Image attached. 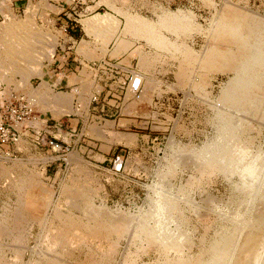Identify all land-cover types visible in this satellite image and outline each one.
Wrapping results in <instances>:
<instances>
[{
    "label": "rangeland",
    "instance_id": "rangeland-1",
    "mask_svg": "<svg viewBox=\"0 0 264 264\" xmlns=\"http://www.w3.org/2000/svg\"><path fill=\"white\" fill-rule=\"evenodd\" d=\"M14 1H0V34L29 28L40 34V41L45 38L39 41V49L49 52L53 43L54 52L47 58L44 51L38 50L42 54H35L37 60L26 77L9 71L7 62L9 72L3 68L6 81L0 82L26 97L31 95L36 102V97L27 91V87L37 88L43 81L40 74L34 73L35 66V71L45 73L52 94L72 98L74 111L55 117L50 97L45 98V103L38 100L39 108L47 107L45 110L35 105L38 101L33 102L37 114L19 125L21 131L29 134L27 125L39 131L45 120L53 118L64 122L61 133L55 134L65 142L54 138L64 144L62 149L55 146L59 150L55 151L49 143L41 142L42 134L38 138L24 135L20 141L23 144L17 145L20 152H13V156L0 153V212L6 210L4 205L12 208L16 204L17 195L9 191L10 183H16L24 170L31 169L44 182L41 185L48 186V210L51 205L57 206L62 216L73 214L86 220L80 208L89 199L101 210L99 213L104 210L105 216L107 211V218L118 216L119 221L127 222V231L118 240L111 264H124L129 252L136 253L135 264H156L162 247L174 252L173 246L181 255L203 261L199 264H264V0H22L24 5L19 10L14 9ZM170 12L186 18L193 16L190 21L200 27L192 25V30L199 28L200 32L190 29V33L177 39V34L165 31L158 23L159 16ZM98 14L109 20L106 26L110 28L102 29L111 31L114 27L112 37L103 32L96 35L86 25V19ZM128 14L156 21L160 33L169 36V42L172 40L181 50L159 49L145 37L127 33L124 16ZM207 26L213 34L207 33ZM46 41L50 45H43ZM178 42L194 49L190 48L196 57L193 67L184 64L181 52L185 47ZM1 44L0 50H5ZM142 54H148L152 62L148 68L140 66ZM179 61L185 66H180ZM94 63L95 69L91 66ZM121 63L125 68L117 69ZM65 65L74 71L66 72L72 73L68 78L71 88L58 85L64 72L55 81L54 73L59 70L54 68ZM180 67L184 68L183 74ZM128 69H136L143 81L137 95L125 96L117 89L115 81L127 77ZM101 90L100 101L92 103ZM104 124L110 130L101 129ZM126 135L132 136V142L126 141ZM117 154L123 158L120 170L114 169ZM72 156H77L80 166ZM3 169L10 175H2ZM9 177L14 178L10 181ZM66 186L82 187L84 195L77 205L80 208L68 204L63 193ZM50 213L48 222L39 219L31 228L30 246L42 244L47 227L60 222ZM18 234L12 226L9 237L1 239L2 255L10 264H18ZM100 242L107 244V240ZM96 247L93 244L94 251L99 252L100 247ZM86 251H75L63 258L67 264L70 259L71 264H92ZM28 252L21 264L29 262Z\"/></svg>",
    "mask_w": 264,
    "mask_h": 264
},
{
    "label": "bare ground",
    "instance_id": "bare-ground-1",
    "mask_svg": "<svg viewBox=\"0 0 264 264\" xmlns=\"http://www.w3.org/2000/svg\"><path fill=\"white\" fill-rule=\"evenodd\" d=\"M120 6H121V4H120ZM155 7H156V5H155ZM119 10L121 11V9H119ZM178 11H180V9ZM130 12H131V10H130ZM189 12H190V10H189ZM172 13L173 14H171V12H170V14L164 13L163 16H159L160 19H161V21L158 22V23H159V25H161L160 27L166 28L165 31H169V32H171V33H173L175 35L177 34L176 38L179 37V35H181V34H182V36H185L184 34L186 32H188L190 29H191V32H192L194 30V29L192 30V28H195L193 26H197L199 24V23H196L197 25L195 23H194L195 25L192 24L193 21L191 22L190 19L192 20V18H194L193 16H192V18H186V17H182V16H179V15H176V14H174V12H172ZM179 13H182V12L180 11ZM98 15H100V16H95V17L92 16L91 18L86 19V21H85L87 23L86 25H88L90 29L93 28L92 30L95 31L96 35H99V33L103 32L104 35L105 34H108L109 38L112 37L113 34H114V31H113L114 27H113V29L111 31H109L107 29V28H110V27H107L108 26L107 24L109 23V20H108L107 16H104L103 14L102 15L101 14H98ZM183 15H185V13ZM124 17H127L126 18L127 23H125L126 24V27L125 28H127V33L128 32L131 33L130 35H135V36L143 37V38L145 37L147 41L151 42V44L153 43L155 46H157V48L160 47L159 49L163 48V50L164 49H167V51H170L169 49L172 47V49L173 50L175 49V51H177V49H178V51L181 50V49H179V47L177 45H176L177 47L174 45V42L172 44V40H171V42H169V39H167V37H169V36L165 37V35L163 36V34L160 33L161 32L160 31L161 28L160 29H157L159 26L156 28V24H158L156 21H155L156 22V24H155V22H152L153 20L152 21L151 20L149 21V19H146L143 16L141 17L140 15L138 16L137 14L136 15H134V14H128L127 16L125 15ZM154 19H155V17H154ZM117 20L119 21V19H117ZM194 22H196V21L194 20ZM111 24H114V22L113 23L111 22ZM105 26L107 27V28H105L106 30L105 29H102ZM110 26H114V25H110ZM208 26H209V24H208ZM208 26H207V29H208ZM115 28H116V26H115ZM196 28H198V27H196ZM212 28H213V26H212ZM198 29H197V31H198ZM200 30L198 32H200ZM211 30L213 31V29H208L207 30V33H209L210 35L212 33ZM125 31H126V29L124 30V32ZM194 31H196V29ZM89 32H91V30ZM189 33H190V31H189ZM209 34H208V38L210 36ZM93 36H95V35H93ZM106 38H108V37H106ZM106 38H104V39H106ZM40 39H41L40 38V34L38 35L35 31H29V28H24V27L22 29H16L14 31L7 30L4 34H0V43H2L4 45V47H6L5 50L4 49L3 50L2 49L0 50V81L1 82L6 79V75L7 74L4 72V70H6V63L7 62L9 63L8 64L9 71H11V70H12V72L15 71V73L16 72L17 73H20V74L24 75V77H26V75H28V74H31V72H32V63L35 64L34 61L37 60L35 54L40 53L41 51H44L43 48H42V50H41V48L40 49L38 48V44H39ZM43 39L45 40V38H43ZM43 39H42V41H43ZM101 39L103 40V38H101ZM42 41H40V42H42ZM47 42L48 41L44 42L43 45H48V44L50 45V43L45 44ZM49 42H51V41L49 40ZM51 44L53 46V43H51ZM120 44H118V45H120ZM175 44H177V43L175 42ZM40 45H41V43H40ZM154 45H152V46H154ZM181 45L179 43V46H181ZM52 46H50L51 52H50V50H49V52H48V50H47V52H45V51L43 52V53H45V54H43L45 57H47V58L52 57V54L54 52V50H52L53 49ZM122 46H124V45L121 44V48H122ZM174 46L176 48H173ZM182 46L185 47L186 45L183 44ZM4 47L2 46V48H4ZM44 47H47V46H44ZM47 48H49V47H47ZM47 48H44V49H47ZM123 48H125V46ZM126 48H128V47H126ZM180 48H182V47H180ZM190 48L189 47L188 48L185 47V50L182 48L184 50V52L182 51L183 53L181 52V54L182 55H185V57H182L183 58L182 60H183L184 64L186 65V67H190L191 68V67H193V62L196 60V57H195V53L192 52L194 49L191 48V49H193V50H191ZM38 50L40 52H37ZM88 51H89V49H88ZM175 51H173V52H175ZM40 54H42V53H40ZM86 54H88V53H86ZM94 54H96V53H94ZM146 55L145 54H142L141 55V61H140V66L142 65L144 68H148L149 66H151L150 63H152L148 59V54H146ZM176 56H175V59L178 57V56L177 57ZM155 58L153 57L151 60H153V59L154 60H158L159 59V58H156V59ZM205 60H207V59H205ZM154 62H156V61H154ZM178 63H180V61ZM180 66L184 67L183 65H181V63H180ZM205 66H206V64H205ZM33 67H34L33 68L34 69V73L37 72V74H40L39 76L43 77V81H42V83L40 85H38L37 88H30V86L28 85L29 87H27L28 88L27 91L30 92V94H32V96L34 95V98L36 97V100L37 101L39 100L40 102H43L45 100V98L50 97L49 100L51 99V101L54 102V104H55V107H54L55 110H52L53 107H52V109L50 108L51 111H53L52 115H54L55 117H58L60 115H63L65 112L70 111V110H71V112L74 111V110H72V98H70V96H67L66 94H61V93L52 94L51 93L52 91L50 90L51 89V86H50L51 84H50V82L48 80H46L45 73H42L39 69H37L39 71H35L36 68H35V66H33ZM3 68H4V70H3ZM180 69H181V67H180ZM180 69L178 71H180ZM157 70H158V68H157ZM182 70H184V68H182L181 71ZM7 71L8 70H6V72ZM185 72H186V70H185ZM183 73H184V71H182L181 74H183ZM141 74L142 73H140V75ZM200 80H202L201 82H203V79H200ZM201 82H199V83H201ZM196 84H194V85L195 86H199V85L202 86L203 85L202 83H201L202 85L201 84H199V85L197 84L196 85ZM199 87H198V89H200ZM30 96H29V98H30ZM143 98L145 99V96ZM32 99H33V97H32ZM39 101H38L39 104H37L36 102L33 101L34 104L36 103L35 105H38V108H39V105H40V102ZM52 102H50L51 103L50 106H52V104H53ZM43 103H45V102H43ZM47 104H48V101H47ZM54 104H53V106H54ZM86 104L88 106V102ZM42 105L43 104H41V106ZM40 108H42V107H40ZM45 109H47V107ZM45 109H43V110H45ZM18 125H20V124H18ZM103 128L105 130L106 129H109V127H107L105 124L101 127V129H103ZM61 131H63V130H61ZM99 131L101 132V130H99ZM59 133H61L60 130H59ZM63 136H65V135H63ZM126 136H125L126 141H131L132 142V136H129V135H126ZM21 144H23V143H21ZM23 146H20V148L23 147ZM179 149H180V146H179ZM184 149H186V148H184ZM76 157L72 156L71 159L74 160L73 162L75 164H79L78 161L76 160L77 159ZM46 160H48V159H46ZM2 165H3V163H2ZM12 165H11V167H12ZM79 166H80V164H79ZM23 167H24V165H23ZM81 167H83V166L81 165ZM0 168H1V166H0ZM79 169L82 170V169H85V168H79ZM79 169L76 170V171L77 172L80 171ZM1 171H2V175H5L6 177L8 175H10L9 174V171L7 169H3ZM24 171L25 172H23L22 174L19 175L18 179L15 177L17 179L16 180V183H13V182L10 183V189H9V191H13V192L16 193V194L15 193L14 194L17 195L16 204H13L14 206L12 208H10L8 206L5 207V205H4L3 207H4V209L6 208V210H2L3 211L2 213L0 212V264H10L11 263V261L8 262L5 259V257L2 255V252H1L2 249H1V247H2L3 244H2L1 239H2V237L4 235L8 236L11 233L12 226L19 231L18 236L15 235V236H17V239L16 238H12V239H16L17 240V244L16 245L13 244L14 242L11 243V244H13V246L14 245L16 246V248H15V252H16L15 253L16 254L15 260H16V262L18 264H21L22 260L25 259L23 257V255H24L25 252L27 253V251L30 252L31 258H29L30 260L28 259L29 262H27V263L25 262L26 264H67V261H65L64 258H63L64 255H66V256L67 255H71L72 256L73 254L76 253L75 251H77V252H84L85 250H87L86 253L89 256L88 257V260H89L88 262H90L92 264H111L112 258H113L114 254L116 252L117 244L119 243L118 240H120L121 237L127 231V225H128V224H126L127 222L125 221L126 223H123L124 221H119V219H117L118 216L117 217H114V216H111L110 215L107 218V216H106L107 215L106 214L107 211L105 212V216H106L105 217L104 216V213H103L104 212L103 208H102L103 212L99 213L98 210H100V209L97 210L94 207L96 205L95 204H92L91 203L92 201L89 202V199H88V202H85V206L82 205L81 208H80V206H77L79 204L78 203V201H79L78 199L81 198L84 195L83 194L82 187L80 188L79 186L68 187V186H70V185H68V186H66V188H64L63 193L66 194V197L65 198H67V202H68L69 205H72L74 207L77 206V208L78 207L80 208V211L81 210L83 211L84 217L85 216L87 217L86 220L79 218L78 217L79 215L78 216L77 215L73 216V214L72 215L71 214H69V215L68 214L67 215L65 214V216H62L63 211H61L60 209H58L57 206L51 205L50 210H48V208L50 206V204H48V199L50 197L48 196L49 195L48 192L45 190V188H48V186L44 188V185L43 186L41 185L44 182L41 183L38 180V178H39L38 176L39 175L37 176V172H35V171L31 170V169L29 171H26V170H24ZM12 172H11V174H12ZM39 172L40 171H38V173ZM17 173H20V171H18ZM9 178H11V177H9ZM12 178H14V177H12ZM12 178H11L10 181H12ZM7 180H8V178H6V181ZM75 182H76V180H75ZM83 182H85V181H83ZM6 187H8V186H6ZM89 197H90V195H89ZM90 198H92V197H90ZM83 199H85V198H83ZM64 202L67 203L66 202V199H65ZM83 202H84V200H83ZM6 204H8V203H6ZM59 204H61V203H59ZM60 208H62V206ZM69 208H71V207H69ZM47 210H48V212H47ZM72 210H73V208H72ZM49 211L51 213H54V217L57 218V219H59L60 222L58 223V225H54V224L52 225V224H50V226L47 227V230H46L45 235H42L43 237L45 236L44 242L43 243L41 242L42 244L38 243V244H35V246H33V247L30 246L28 244V239H29V236L28 235L30 234L31 228L33 227V225L35 224V222L38 221L39 219L45 221L47 219L49 213H50ZM74 213H76V212H74ZM109 213H110V211H109ZM112 213L113 212H111L110 214H112ZM116 214H114V215H116ZM119 218H120V220L122 219L121 217H119ZM49 220H50V218H49ZM46 221H45V223H46ZM41 225H42V223H41ZM41 225H40V228L43 226V225L42 226ZM41 232H44V231L41 230ZM42 238H41V240H42ZM38 240H40V239H38ZM96 240H98L97 242H99V243H94ZM102 240H107V244L106 245L102 244V242H100ZM93 244H96V246L98 248L100 247L99 248L100 249L99 252L98 251H94L95 250L94 249L95 247L93 248ZM6 245H10V244L6 243ZM152 246H154V244ZM140 247L142 248V246H140ZM168 247L170 248V246H168ZM173 247L175 248V246H173ZM98 248H97V250H98ZM162 248L165 249V247H162ZM174 248H172L174 250V252L173 251H167V250L164 251L162 249L163 251L161 250V252H160L161 254L158 257V260H157V263L156 264H199V261L200 260H198L197 258L196 259H192L190 256H186L187 254H184V256H183V255H181L179 253V251H175ZM157 251H159V250H157ZM135 254H133V252H129L125 256L124 264H135L136 263V256H135ZM84 255H85V253H84ZM11 258H13V257L11 256ZM114 258H116V257H114ZM82 260H84V259H82ZM73 261L74 260H72V262ZM77 261H79V260H77ZM77 261H75V262H77ZM12 262H13V259H12ZM68 262H69V264H71V259L68 260ZM201 262H203V261H200V263ZM112 264H114V263H112Z\"/></svg>",
    "mask_w": 264,
    "mask_h": 264
},
{
    "label": "built area",
    "instance_id": "built-area-1",
    "mask_svg": "<svg viewBox=\"0 0 264 264\" xmlns=\"http://www.w3.org/2000/svg\"><path fill=\"white\" fill-rule=\"evenodd\" d=\"M104 62L103 64L106 65ZM91 66L95 69L97 65L94 63L91 64ZM116 68L121 69L124 67L121 63L117 64ZM127 72V77L118 78L115 81L117 83V89H119L120 93L125 92V96L127 94L137 95L142 91L143 81L137 75L139 72L136 69H128ZM102 92L103 90L93 97L92 103H98L100 101V95ZM77 101L78 100L76 99L75 103H77ZM34 111L32 99L26 97L24 93H17V91L11 88L8 89L5 83L0 82V153L13 156V152H20L17 149V145L24 135H27L28 138H38L39 135L42 134L41 142L49 143L55 151H59L55 146H59V148L62 149L64 144L54 139L57 138L58 140L65 142L61 136L55 134L56 131H59L60 128L63 127L64 122L62 121L52 118L51 120H45V126L39 131L32 125H27L25 127L29 134H25L21 131L18 124H21L20 126H22L23 121L37 114ZM113 162L114 169L120 170L123 164L122 155L117 154L114 156Z\"/></svg>",
    "mask_w": 264,
    "mask_h": 264
},
{
    "label": "crops",
    "instance_id": "crops-1",
    "mask_svg": "<svg viewBox=\"0 0 264 264\" xmlns=\"http://www.w3.org/2000/svg\"><path fill=\"white\" fill-rule=\"evenodd\" d=\"M23 5H24V1H22V0H15L14 1V4H13L15 10L21 9L23 7ZM57 68H58L59 71L56 70ZM67 70H71L72 73L74 72L72 68H68V65H65L63 67L57 66L56 68H54L53 71H57L56 73H54V76H56V78H57L55 81L58 80L61 72H64V76H65L58 83V85H62L64 87H70V85H69V79L68 78H69V75H71L72 73H70L69 75H67V73H66ZM65 78H67V79H65ZM58 85H57V87H58Z\"/></svg>",
    "mask_w": 264,
    "mask_h": 264
}]
</instances>
